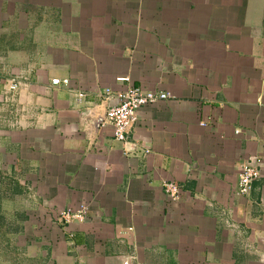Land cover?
Listing matches in <instances>:
<instances>
[{
	"label": "crops",
	"instance_id": "0c3cea01",
	"mask_svg": "<svg viewBox=\"0 0 264 264\" xmlns=\"http://www.w3.org/2000/svg\"><path fill=\"white\" fill-rule=\"evenodd\" d=\"M14 77L0 181L34 200L21 235L48 264H264V0H0V78ZM130 86L172 95L138 111L133 151L101 120L105 90ZM81 207L84 222L60 218Z\"/></svg>",
	"mask_w": 264,
	"mask_h": 264
},
{
	"label": "built area",
	"instance_id": "2783aa9c",
	"mask_svg": "<svg viewBox=\"0 0 264 264\" xmlns=\"http://www.w3.org/2000/svg\"><path fill=\"white\" fill-rule=\"evenodd\" d=\"M120 82H129L128 78L118 79ZM0 83L6 84L11 92H15L19 89V81L17 78L3 79L0 78ZM54 86H68L69 81L56 80L53 82ZM80 99H83L85 95H78ZM104 102H115V104L109 106L103 124L111 126L113 128V135L116 141L129 145V151L135 149L134 145H131L129 141V132L132 126L137 123L138 111L146 106L164 102L172 99V95L168 92H152L143 89L142 87L130 86L125 91L114 92L111 89H107L103 95ZM205 126V125H204ZM145 155L150 154V149L144 148ZM262 159L254 158L242 165L239 171L238 191L244 196L251 195L254 189L255 182L261 177ZM163 188L167 196L177 201L180 198V188L174 183L165 181ZM86 216V208L81 207L76 211L68 210L60 214V218L66 222L79 221L84 222ZM132 231V229H130Z\"/></svg>",
	"mask_w": 264,
	"mask_h": 264
},
{
	"label": "rangeland",
	"instance_id": "374dc122",
	"mask_svg": "<svg viewBox=\"0 0 264 264\" xmlns=\"http://www.w3.org/2000/svg\"><path fill=\"white\" fill-rule=\"evenodd\" d=\"M3 182L4 180L0 181V197L6 204L4 205L5 211L2 213L3 226L0 227V264H48L41 238L26 237L20 232L23 216L27 213L31 214L36 209L34 200L30 197L22 203V201H17L16 197L8 196L6 191L14 195L10 188L11 185L9 182L2 185ZM13 185L14 183H12V188ZM22 209L23 212H17ZM26 209L29 212H25ZM17 228L20 229L19 233H17ZM57 261L58 264H70L61 262L59 258Z\"/></svg>",
	"mask_w": 264,
	"mask_h": 264
},
{
	"label": "trees",
	"instance_id": "16d2710c",
	"mask_svg": "<svg viewBox=\"0 0 264 264\" xmlns=\"http://www.w3.org/2000/svg\"><path fill=\"white\" fill-rule=\"evenodd\" d=\"M4 218L0 217V227L3 226ZM20 229L17 228V233H19ZM21 232V231H20Z\"/></svg>",
	"mask_w": 264,
	"mask_h": 264
},
{
	"label": "water",
	"instance_id": "95a60500",
	"mask_svg": "<svg viewBox=\"0 0 264 264\" xmlns=\"http://www.w3.org/2000/svg\"><path fill=\"white\" fill-rule=\"evenodd\" d=\"M104 118H105V115H104V117L101 118L102 122L104 121Z\"/></svg>",
	"mask_w": 264,
	"mask_h": 264
}]
</instances>
